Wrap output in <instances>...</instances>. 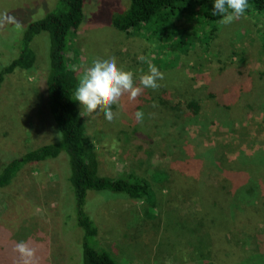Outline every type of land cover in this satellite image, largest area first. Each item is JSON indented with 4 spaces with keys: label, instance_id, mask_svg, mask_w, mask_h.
Listing matches in <instances>:
<instances>
[{
    "label": "rangeland",
    "instance_id": "1",
    "mask_svg": "<svg viewBox=\"0 0 264 264\" xmlns=\"http://www.w3.org/2000/svg\"><path fill=\"white\" fill-rule=\"evenodd\" d=\"M58 1L0 0V19L8 17L0 28V71L28 24ZM113 5L127 8L129 0H88L90 22L74 37L71 67L83 74L94 58L113 56L139 84L148 70L137 59L143 55L164 79L134 100L122 96L112 106L117 116L111 122L102 110L80 107L96 145L99 175L119 179L135 173L155 191L154 204L89 192L86 208L96 219L101 245L119 264H264V12L250 9L230 24L217 21L219 32L208 42L206 17L213 6L190 7L185 19L196 16L203 43L190 50L188 43L178 48L188 33L178 26L196 22L180 20L177 29L170 32L168 25L158 36L147 30L127 34L102 23ZM27 17L33 19L22 26ZM46 36L32 43L35 66L16 70L0 87V172L6 161L57 143L44 93ZM174 36L183 40L172 42ZM192 101L199 108H190ZM137 110L145 113L142 123L135 119ZM64 164L63 155L27 164L0 188V264H21L14 251L20 241L37 250L35 264H83ZM157 172L164 175L158 179Z\"/></svg>",
    "mask_w": 264,
    "mask_h": 264
},
{
    "label": "trees",
    "instance_id": "2",
    "mask_svg": "<svg viewBox=\"0 0 264 264\" xmlns=\"http://www.w3.org/2000/svg\"><path fill=\"white\" fill-rule=\"evenodd\" d=\"M88 0H59L56 8L49 11L42 18L27 17L22 23L25 26L20 44L16 43L11 49L13 56L0 71V87L6 78L16 70H30L36 63V52L32 43L38 36H49V70L44 86L46 98V109L52 116L54 126L57 128V143L40 146L28 151L23 156L12 158L6 161L0 172V188L8 186L19 171L27 164L46 162L48 160L65 157L63 173L67 176L70 188L72 187L76 201L75 231L78 232L80 243V259L83 264H119L116 258L107 251L100 243L99 227L94 215L87 211L88 193L106 192V196L112 198H129L136 201H146L154 204L155 191L151 183L145 177L135 173L119 179L102 178L99 175V161L96 145L89 138L86 126L82 122L79 102L75 101V91L80 76L78 70L71 67L69 57L73 40L78 30L88 21L84 7H87ZM213 6V0H129L127 8H115L111 14L102 22L112 25L119 31L127 34H134L142 30L151 32L152 35H161L166 26H171V31L177 29V23L184 20L185 23H192L193 27L178 29L187 31V39L183 40L174 36L172 42H180L179 49L188 43L192 50L195 45L203 43L197 37L200 23L194 17L185 19L184 13L194 7L200 10ZM257 13L264 12V0H249L248 10ZM197 10V9H196ZM246 11V12H247ZM3 17V16H2ZM0 19V28L8 25V17ZM220 16H208L210 26L205 32L207 41H212L219 32L217 21ZM192 26V25H191ZM207 33V34H206ZM191 37V38H190ZM158 38V37H157ZM163 43H166L161 39ZM208 42H205L207 44ZM174 45V43H171ZM179 49H176L179 51ZM10 50V49H9ZM10 50V52H11ZM182 50V49H181ZM190 55L189 49L186 56ZM190 108H199V103L192 101L188 104ZM56 137V138H57ZM69 162V166H68ZM162 173V174H161ZM158 179L163 172H157Z\"/></svg>",
    "mask_w": 264,
    "mask_h": 264
},
{
    "label": "clouds",
    "instance_id": "3",
    "mask_svg": "<svg viewBox=\"0 0 264 264\" xmlns=\"http://www.w3.org/2000/svg\"><path fill=\"white\" fill-rule=\"evenodd\" d=\"M249 7V0H213V16L221 17V24H230L243 16ZM138 61L148 65L147 72H141L137 84L136 74L132 70L118 65L115 57L94 58L90 65L83 68L75 95V101L88 112L103 111L105 119L112 121L117 113L112 111L113 105H119L121 97L128 94L134 100L146 88L158 89V81L164 79L163 72L158 66L151 63L143 55L137 57ZM135 119L143 122L145 113L142 110L135 112ZM14 251L19 254L21 264H35L37 250L30 247L26 241L15 245Z\"/></svg>",
    "mask_w": 264,
    "mask_h": 264
}]
</instances>
